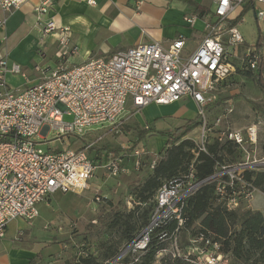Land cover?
Instances as JSON below:
<instances>
[{
	"label": "built area",
	"instance_id": "built-area-1",
	"mask_svg": "<svg viewBox=\"0 0 264 264\" xmlns=\"http://www.w3.org/2000/svg\"><path fill=\"white\" fill-rule=\"evenodd\" d=\"M27 1L0 0V8L11 12ZM248 1L217 0L215 12L220 20L213 25L206 21L207 33L188 57L183 56V37L174 39L168 46L152 41L109 56L90 58L81 65L59 66L49 72L41 70L44 75L37 84L12 88L5 75L12 72L25 76L26 73L20 64L9 65L7 55L0 52V238L13 219L33 222L39 216L38 204L50 194L83 192L97 168L87 150L52 151L42 147L37 137L42 136L43 130L46 132L42 137L46 138L49 134L83 136L103 126L114 127L122 122L129 99L138 109L151 103L171 104L191 98L198 112L204 114L217 100L219 85L232 71L229 47L245 43L238 24L230 26L228 20ZM90 2L95 3L94 0ZM257 3L264 4V0H252L255 10ZM47 5L45 2L35 7L38 17L48 10ZM256 15L264 19V9H258ZM196 18L197 15H191L186 21L193 23ZM6 22L7 19L0 16V28ZM44 31H57L59 43L64 47L70 45L72 30L69 26L58 27L51 19L46 22ZM77 49V46L71 47L70 52L75 53ZM247 52L252 54L251 63L255 66L254 48H248ZM66 115L72 119L67 120ZM247 131L250 139L255 137L253 127ZM231 137L239 144L244 141L241 132L232 133ZM198 147L206 150L204 142ZM141 152L135 149L111 157L103 167L113 175L129 174L131 170L124 161L131 155L133 169L140 170L143 166ZM248 166L250 164L223 166L212 176L227 175L226 179L219 177L217 194L229 209H235L241 197L249 198L252 194L253 189H248L243 177ZM202 182L197 181L193 163L188 173L165 180L154 196L150 224L127 250L145 249L152 230L170 219L175 218L183 225L185 201ZM235 183L239 184L238 188ZM173 245V255H181L176 237ZM215 245L220 247L217 242ZM201 252L210 264H222L221 252L200 249Z\"/></svg>",
	"mask_w": 264,
	"mask_h": 264
},
{
	"label": "rangeland",
	"instance_id": "rangeland-1",
	"mask_svg": "<svg viewBox=\"0 0 264 264\" xmlns=\"http://www.w3.org/2000/svg\"><path fill=\"white\" fill-rule=\"evenodd\" d=\"M259 8L264 9V4H260L256 10L254 7L248 9L243 15L244 19L238 23L245 43L238 47H229L232 53L229 56L232 71L219 85L216 91L217 100L205 109L204 114L198 112L196 103L191 98L160 105L161 107L151 103L138 109L129 99L119 125L103 126L90 130L83 136H72L76 149H80L84 144L93 143H97L98 146L107 144L111 148L121 147L120 155L139 149L143 151L141 169H133L134 157L130 155L125 159L124 165L131 172L113 175L103 165L107 159L120 155L104 150V161L101 162V159L98 161L95 158L97 149L91 151L97 168L89 180V187L80 193L57 191L50 194L46 200L38 204L39 216L33 222L17 218L10 222L11 232L13 234L23 232L24 237L31 240L44 255L53 258L49 264H67L82 254L102 253L107 245L120 237L118 227L113 225L114 210H130L138 203L137 195L134 193L138 181L148 176L152 171V162L157 160L159 153L167 147V138L162 131L173 130L188 120H198V124L183 139H191L197 146L217 138L233 139L232 133L241 132L244 141L239 144L233 139L238 146L235 149L234 160L227 163L250 164L247 168L264 170V112L253 108L249 102L263 101L264 93L254 79L256 66L251 63L252 54L247 52L248 48L251 50L254 48L253 53L257 58L260 55L264 56V42L263 49L256 46L259 36H264V19L256 15ZM70 53V49L64 50L61 51V56ZM66 119L71 120L72 116L66 115ZM250 127L255 129V137L252 139L248 137L247 130ZM145 128L149 130L144 132L140 139L139 131ZM52 139V134H49L45 142H42L45 145H41L47 147L48 140ZM56 141L57 147L64 145L59 140ZM133 144L135 147L129 150ZM220 169L221 166H218L217 172ZM241 204L243 205L241 211L251 209L264 213V191L254 188L249 198L241 197L237 207ZM141 212L142 209L138 214ZM176 238L181 254L193 255L197 264H210L204 258V254L200 253V249H207L211 253L220 252L215 242L203 240L191 232L187 235L177 234ZM102 240L109 242L104 246ZM173 244L174 239L169 243L167 250L164 249L157 254V263H160L164 255H173ZM126 247L127 245H123L121 251ZM221 262L222 264L228 262L226 255H223Z\"/></svg>",
	"mask_w": 264,
	"mask_h": 264
},
{
	"label": "trees",
	"instance_id": "trees-1",
	"mask_svg": "<svg viewBox=\"0 0 264 264\" xmlns=\"http://www.w3.org/2000/svg\"><path fill=\"white\" fill-rule=\"evenodd\" d=\"M183 1L194 8V14L205 19L209 24H217L220 20L215 11L201 5L198 1ZM251 7H253L252 0H249L236 17L228 20V24L237 25ZM263 42L264 36L260 35L256 46L263 49ZM263 61V55L256 58L254 79L264 93ZM249 102L253 108L264 112V99L261 102L253 100ZM197 124L198 120H188L173 130L162 131L167 138V147L159 153L148 176L138 181V186L134 189L138 203L130 210H114L113 225L118 227L119 239L107 245L108 247L102 253L82 254L68 261L67 264H110L113 261H115L113 264H197L194 256L190 254L175 256L166 254L161 258L160 263H157V254L168 249L169 243L177 234L187 235L188 232L196 237H203V240L219 243L220 252L227 256L226 264H264V213L251 209L241 211L242 204L235 209H229L225 201L217 194L219 177L226 179L227 175L212 178L218 166H221L220 171L223 166H231L227 161L230 163L234 160L238 145L233 139L217 138L206 144V150H200L191 139H183ZM147 130L149 129L139 131L140 139ZM134 147V144L131 145L129 150H133ZM79 150H87L91 158L90 152L96 150L95 158L98 161L101 159L102 162L104 150L120 155L122 148H111L107 144L98 146L97 143H93L90 146L84 144ZM192 163L197 181L203 182L185 201L182 214L183 225H179L175 218L170 219L152 230L145 249L137 252L127 250L150 224L155 208L154 196L162 183L188 173ZM243 177L248 183V189L260 188L264 191V170L247 168L243 172ZM238 187L239 184L235 183V188ZM228 188L233 190L231 187ZM140 209L142 212L138 214ZM108 242L109 240L101 241L104 246ZM123 245H127L123 250H127L125 254L121 251ZM119 255L121 257L115 260Z\"/></svg>",
	"mask_w": 264,
	"mask_h": 264
},
{
	"label": "crops",
	"instance_id": "crops-1",
	"mask_svg": "<svg viewBox=\"0 0 264 264\" xmlns=\"http://www.w3.org/2000/svg\"><path fill=\"white\" fill-rule=\"evenodd\" d=\"M90 1L28 0L21 8L11 12L0 8V16L7 19L6 24L0 28V52L7 55L9 65L20 64L26 73L24 76L8 72L5 78L10 87L25 88L37 84L44 75L41 70L49 72L59 66L81 65L90 58L109 56L119 50L152 41L168 46L174 39L183 37V56L188 57L207 33L205 19L197 16L193 23L186 21V17L196 14L194 8L183 0ZM196 1L213 11L216 9L217 0ZM45 2H48V10L38 17L35 7ZM260 4L262 3H257L256 6L259 7ZM240 10L241 8L232 18ZM51 19L58 27L71 28L72 39L68 47L59 43L57 31L45 33L46 22ZM70 46H77V52L61 56V51H68ZM160 105L165 104L155 106ZM45 132L43 130L42 136ZM42 136L37 137V141L45 145L42 142L47 137ZM52 138L48 140L47 147H42L52 151L76 149L72 135H52ZM56 140L66 146L57 147ZM10 222L5 235L0 238V264L52 262L53 258L44 255L31 240L24 237L23 232L13 234L9 229Z\"/></svg>",
	"mask_w": 264,
	"mask_h": 264
},
{
	"label": "water",
	"instance_id": "water-1",
	"mask_svg": "<svg viewBox=\"0 0 264 264\" xmlns=\"http://www.w3.org/2000/svg\"><path fill=\"white\" fill-rule=\"evenodd\" d=\"M122 254H124V252H123ZM122 254H121V255H122ZM121 255H119L115 260L119 259V258L121 257ZM113 262H115V261H113ZM113 262L110 263V264H113Z\"/></svg>",
	"mask_w": 264,
	"mask_h": 264
}]
</instances>
